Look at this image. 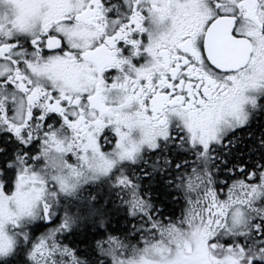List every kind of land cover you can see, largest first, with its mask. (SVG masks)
<instances>
[{
  "label": "snow or ice",
  "instance_id": "snow-or-ice-1",
  "mask_svg": "<svg viewBox=\"0 0 264 264\" xmlns=\"http://www.w3.org/2000/svg\"><path fill=\"white\" fill-rule=\"evenodd\" d=\"M0 264H264V0H0Z\"/></svg>",
  "mask_w": 264,
  "mask_h": 264
}]
</instances>
